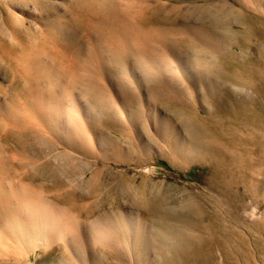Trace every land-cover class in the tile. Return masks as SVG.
<instances>
[{"label": "rangeland", "instance_id": "obj_1", "mask_svg": "<svg viewBox=\"0 0 264 264\" xmlns=\"http://www.w3.org/2000/svg\"><path fill=\"white\" fill-rule=\"evenodd\" d=\"M74 1L0 0V37L25 41ZM147 1L167 21L146 50H102L70 98L59 86L0 264H264V0Z\"/></svg>", "mask_w": 264, "mask_h": 264}, {"label": "bare ground", "instance_id": "obj_2", "mask_svg": "<svg viewBox=\"0 0 264 264\" xmlns=\"http://www.w3.org/2000/svg\"><path fill=\"white\" fill-rule=\"evenodd\" d=\"M163 5L155 7L147 0H75L25 41L11 44L0 37V59L8 63L11 74L10 87L0 83V232L18 236V228L24 223L26 209L24 204L18 205L27 197L24 191L26 194L31 189L26 179L35 178L26 170V163L34 159L27 148L47 130L45 122L58 113V103L54 105L53 101H57L59 86L69 97L75 80L86 75L85 64L101 62L111 50L114 57L117 51L127 52L124 58L134 56L139 48L146 50L156 37L153 24L167 21L155 13H160ZM103 74L105 71L99 70L98 76ZM176 98L173 100H180ZM69 102L63 107L66 112ZM216 128L221 138L223 129ZM215 147L210 151L214 170L217 157L224 159L226 168L224 149ZM37 153L40 156L39 150Z\"/></svg>", "mask_w": 264, "mask_h": 264}]
</instances>
